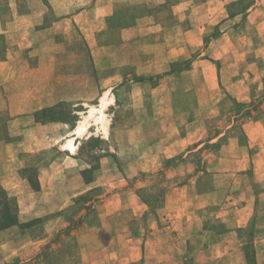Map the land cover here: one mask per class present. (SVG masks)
Listing matches in <instances>:
<instances>
[{
    "label": "rangeland",
    "instance_id": "374dc122",
    "mask_svg": "<svg viewBox=\"0 0 264 264\" xmlns=\"http://www.w3.org/2000/svg\"><path fill=\"white\" fill-rule=\"evenodd\" d=\"M32 2L48 0H0V20ZM132 2L117 18L147 25L99 70L74 28L60 53L23 44L7 59L0 36V77L15 83L7 95L0 86V102L40 95L66 74L65 99L21 115L33 123H9L0 109V231L32 227L0 233L20 253L6 264H264V0ZM120 29L100 39L120 42ZM117 84L135 92L106 102L110 133L96 111L75 135L101 89Z\"/></svg>",
    "mask_w": 264,
    "mask_h": 264
},
{
    "label": "crops",
    "instance_id": "0c3cea01",
    "mask_svg": "<svg viewBox=\"0 0 264 264\" xmlns=\"http://www.w3.org/2000/svg\"><path fill=\"white\" fill-rule=\"evenodd\" d=\"M64 1L66 2V0H48V3H41L38 5L32 2L27 4L25 13L22 14H16L19 11L22 12V9L19 5H10L9 11L14 12V16L17 18L13 19L12 14V16L9 17L10 19H8L10 20L9 22L6 21L4 23L3 19L0 20V36L8 43V46L5 48L7 49L6 59L12 58L17 49L20 50V48H22L21 46H23V44H27L26 46L28 49H30L31 47L34 48L35 45L36 47L42 48L45 43L51 42L53 47H56L55 49L53 48V50H57V52L60 53L61 47L64 48L66 45L65 40L67 39L68 32L74 28L78 31L80 38L82 37V40H84L89 49L94 69L99 70L101 68L99 60L104 58L110 60L112 56L110 57L108 53L111 52L114 47H116L115 44L121 45V47L123 46L122 48L124 49L126 45L130 44V42L135 41L139 34H137V31L140 32V28L147 25L146 22H143L140 19L131 25L127 19L117 18V13L131 10V3H133L132 0H87L85 3L73 5L72 7L71 5H66ZM120 20H123L126 23H118ZM117 27L121 28V41L119 42L115 39H112L110 41L108 40L106 43H103L102 39H100V32L105 29L106 32H109L110 30H113ZM117 47L119 48V46ZM32 51H34V49ZM127 56L128 58L130 57L129 55ZM0 63L4 64L6 61H0ZM32 66V70L30 71L34 73L44 68L45 64L43 63ZM79 75L91 77L94 76L91 72L82 73ZM112 75H114L116 78H119L120 72L116 71ZM61 76H66V74L60 72L56 73L55 77L59 80L58 84L54 85L52 89L42 91L40 95L38 94L36 96L34 93L30 97L21 98L19 95L18 97H15V95L12 94V96L10 98L7 97L4 102L1 101L0 109L5 107L10 113V120H8V122L18 123L17 121L27 118L26 124L33 123L31 117L27 115L23 117L21 115L28 114L37 109L50 106L59 100L65 99L66 85L64 86V82L61 85ZM107 77L110 78L111 76L108 75ZM14 85L15 83H12L9 75H6L5 72L1 73L0 86L2 92H5V95H7V91L13 92L15 90ZM126 86L127 85L117 84L113 86H105L101 89V95L105 93L104 98L105 101L108 102V107L115 104L118 91H126L129 93L130 90L134 89L132 91L135 92V87L130 89L131 87L128 86L127 89H125ZM17 90H19V88H17ZM38 92H40V90ZM101 100L99 107L101 106ZM105 105H103V108ZM21 122H24V119ZM40 127L44 128L42 125H40ZM107 128L109 134L110 128L109 126ZM121 147L127 148V145H122ZM7 230L18 232L20 234L27 231L29 232L32 230V227H29L23 231L16 229V227H11L0 231V233H3ZM34 245H36L35 241L30 239L27 249L32 247V249L38 250L39 245H36V247ZM9 246L10 245L7 244H0V264H6L10 262L8 258L11 255L20 256L19 249H16V246L13 247V250L6 249ZM8 252H10L9 255ZM23 253L24 251L21 252V256H24ZM16 261L17 259H15V264H17ZM21 261L24 262V260Z\"/></svg>",
    "mask_w": 264,
    "mask_h": 264
},
{
    "label": "bare ground",
    "instance_id": "6f19581e",
    "mask_svg": "<svg viewBox=\"0 0 264 264\" xmlns=\"http://www.w3.org/2000/svg\"><path fill=\"white\" fill-rule=\"evenodd\" d=\"M105 103H106V101H105V98L103 97L102 100H101V106L100 107H98V108L91 107L89 109L88 115L74 129V132H75L76 135L80 136L85 131L86 126H87V123H88L87 117H89V116L91 117V115L92 114L94 115V112H96V111H97V115L95 117V123L97 122L98 129L103 134H106V123H105V120H104V113L102 111L103 110V105H105ZM63 146L67 150H69L70 152H72L74 150V147H75V144L73 142V139L72 138H68L64 142Z\"/></svg>",
    "mask_w": 264,
    "mask_h": 264
},
{
    "label": "trees",
    "instance_id": "16d2710c",
    "mask_svg": "<svg viewBox=\"0 0 264 264\" xmlns=\"http://www.w3.org/2000/svg\"><path fill=\"white\" fill-rule=\"evenodd\" d=\"M5 222H6V223H4L3 226L13 225V224H15L16 221H13V220H11V219H8V221H5Z\"/></svg>",
    "mask_w": 264,
    "mask_h": 264
}]
</instances>
